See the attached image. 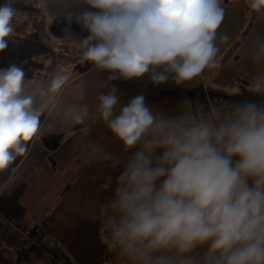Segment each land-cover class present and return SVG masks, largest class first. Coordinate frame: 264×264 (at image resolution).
<instances>
[{
	"label": "clouds",
	"instance_id": "9594fccd",
	"mask_svg": "<svg viewBox=\"0 0 264 264\" xmlns=\"http://www.w3.org/2000/svg\"><path fill=\"white\" fill-rule=\"evenodd\" d=\"M17 2L0 3V53L15 30ZM242 4L264 19V0ZM44 12L111 85L94 112L62 107L69 131L103 123L130 153L112 161L120 171L104 213L109 244L131 264H264V35L251 45V95L196 97L169 113L153 109L147 89L122 103L114 82L181 89L219 68L220 45L229 41L218 31L223 0H45ZM26 63L0 68V172L34 137L56 129L49 114L71 78L54 70L28 81Z\"/></svg>",
	"mask_w": 264,
	"mask_h": 264
},
{
	"label": "crops",
	"instance_id": "0c3cea01",
	"mask_svg": "<svg viewBox=\"0 0 264 264\" xmlns=\"http://www.w3.org/2000/svg\"><path fill=\"white\" fill-rule=\"evenodd\" d=\"M223 5L226 8V14L219 32L229 36V41L220 45L222 56L229 52L226 61L222 63L225 67L228 63H240V57L245 56V48L251 49V46L245 43L251 38V35H248L249 32H246L251 24H248L249 14L243 6L242 0H223ZM254 20L255 16H253L251 23H254ZM227 21L231 26L230 33H227V25H229ZM235 29L236 31L241 29V32L246 33L240 37ZM252 65L253 63L250 66ZM92 71L94 70L91 66L87 65L83 70L71 76L63 93L71 86L73 80L79 76L84 77L85 74ZM255 72V68L245 71L239 70L237 76H234L235 74L226 75L217 68L206 69L203 75L209 76L210 80L206 83L207 87L226 89L236 78L245 79ZM202 77L204 76L201 75L195 81L190 82L187 88L181 89L170 86H165L167 89L164 86L152 88L143 82L115 81L114 84L121 92L119 94H121L122 103H126L131 96L147 89V102L151 104L154 110L172 113L184 109V101H191L192 98L203 92L201 88ZM99 80L101 82L93 84L95 92L90 97L81 84V91L75 93L79 97L78 101L73 105H86L90 111L94 112L99 94L103 91H109L111 88V85L105 87L103 79L99 78ZM223 82L227 84H222ZM56 119L58 120L56 129L45 133H58L68 130L69 126L62 121V111L59 112ZM85 125L88 129L86 132L82 130ZM85 125L68 132L61 146L52 153L43 148L37 135L28 142L27 152L18 156L16 162L9 167L11 174L1 186L0 193L10 192L19 184H25L20 203L26 209V214L25 220L20 226L28 229L30 238L23 235L27 232L23 233L10 224L21 234L23 233L25 242H30L36 235L48 236L51 241L57 242L58 245L65 248L62 244L65 235H71V239H75L78 235L82 236V240L85 237H92L96 240V237L98 238V235L100 236L104 231L105 236H107L102 209L107 208L110 199L113 197L115 177L120 171L119 168L112 167V161L115 158L123 161L130 153L125 151L123 146L118 147V143L103 123L86 121ZM74 126L71 125V128ZM93 144L97 145L95 153L91 151ZM109 176L113 179L111 184L106 180ZM83 219H87V221L83 222ZM3 226L4 224H2ZM34 229L37 230V233L33 231ZM33 232L36 234L31 235ZM88 233L95 236H90ZM41 245L50 246V244ZM58 245L57 247L60 248L64 259L72 264ZM78 263L83 264L82 261Z\"/></svg>",
	"mask_w": 264,
	"mask_h": 264
},
{
	"label": "rangeland",
	"instance_id": "374dc122",
	"mask_svg": "<svg viewBox=\"0 0 264 264\" xmlns=\"http://www.w3.org/2000/svg\"><path fill=\"white\" fill-rule=\"evenodd\" d=\"M44 4L45 0H40V6L43 8V16L40 17V15L38 14V16H35L30 12L29 14L24 13V15L17 14L14 19L15 30L12 34L13 36H28L30 38L40 36L44 41H46V44L50 47L48 56H43L37 59L39 66H37L36 70L40 71V75L33 77L28 81L45 78L49 72H52L54 70L70 72L71 76H73L79 71L83 70L85 66L89 65L88 62L83 59L78 45H76L74 42H66L63 37L59 38L51 36L49 34V18L44 12ZM253 16L255 15H248V24L250 23L251 25L249 29L247 28L248 30L246 32H249L248 35H251V38H249L250 40L246 41L245 43L249 46L253 44L258 34L264 35V19L258 20L255 17L254 23H251ZM227 23L229 24L228 21ZM219 30H221V27ZM230 30L231 26L229 24L227 25V33H230ZM235 31L233 30V33H235ZM236 32L240 37H243V35L246 33L241 32V29L237 30ZM250 53L251 49L245 48V56L240 57V63L238 64L228 63L227 66L223 67L224 64L222 63L225 62L226 59L224 61L221 60L222 66L219 67V69L222 70L226 75L235 74L234 76H237L236 74L239 70L245 71L247 69L252 68H255L257 70L256 65L253 64L252 66H250L251 63H253ZM255 73L249 75V77H245V79L238 77L236 78V80L240 78L250 84L251 79L255 75ZM202 76L204 77L201 78V88L202 91L205 92V96L208 97L206 83L209 82L210 79L208 75L202 74ZM98 77L103 79V74L94 70L90 73L85 74L84 77L79 76L78 78L73 80V83L70 84L71 86L68 87L62 94L61 104L56 106V110L52 112V114L50 113L49 115H52L56 118L57 115H59V112L62 111L63 106L61 105L75 104L79 98L75 93L81 91V84L86 89L88 96H92L95 92L93 84L101 82ZM222 84L227 83L223 82ZM164 88L167 89V87L165 86ZM183 103L184 108L190 107L188 101H184ZM121 146L122 145L118 143V147ZM102 213H105V208L102 209ZM86 221L87 219H83V222ZM14 226L15 228H17V230L23 233L27 232L26 234H22L28 237L29 232L26 228H22L20 225ZM15 228L10 226V224L8 223L4 224V226L2 227V223L0 221V264H21V261L24 259L29 261V263L31 264L39 263L38 249L35 247L32 240L30 239V242H25L24 236ZM88 235L95 236L92 233H88ZM105 235L106 234L103 231L100 236L98 235L99 239L96 237V240H94L92 237H85L84 240H82V236L78 235L75 239H71V235H65V239L62 242L65 248H63L61 245H58L57 242L51 241L48 236L36 235L35 240L41 244H50V247L58 250L59 252H61V250L59 247H57V245L60 246L72 264H79L78 262L81 261L83 264H131V262L126 257L120 256L118 252L109 244L107 236Z\"/></svg>",
	"mask_w": 264,
	"mask_h": 264
},
{
	"label": "trees",
	"instance_id": "16d2710c",
	"mask_svg": "<svg viewBox=\"0 0 264 264\" xmlns=\"http://www.w3.org/2000/svg\"><path fill=\"white\" fill-rule=\"evenodd\" d=\"M0 3H3V0H0ZM15 7L18 9L17 14L24 15V13L29 14L31 12V14H34L35 16H43V8L40 6V0H18ZM48 29L51 36L59 38L63 37V24L53 23L49 20ZM73 30L80 33L79 28L75 25L73 26ZM80 35H84V33H80ZM49 50L50 47L40 36L30 38L28 36L16 37L12 35L9 37V47L5 50V52L0 53V68L7 67L13 62L19 64L22 61H27V63L23 65L26 72V79H32L33 77L40 75V71L36 70L37 66H39L37 59L43 56H48ZM222 57V60L224 61L228 57V52H226V54ZM248 85V82L239 78L226 89L207 87L208 97L226 100L238 91L242 92L245 96H248L251 95L248 91ZM229 89H231V92ZM205 95V92H200V95L197 97L201 101H204L206 98ZM79 128H81V125H75L70 131L66 130L58 133L43 132L38 135V140L47 152L52 153L61 146L68 132H72ZM50 159L53 160L51 157ZM10 174V169L0 172V188L6 182ZM24 190L25 184L21 183L10 192L0 193V221L2 224L8 223L20 225L24 222L26 209L20 203V197ZM33 231L36 232L37 230L34 229ZM34 232L31 233V235L37 233Z\"/></svg>",
	"mask_w": 264,
	"mask_h": 264
},
{
	"label": "built area",
	"instance_id": "2783aa9c",
	"mask_svg": "<svg viewBox=\"0 0 264 264\" xmlns=\"http://www.w3.org/2000/svg\"><path fill=\"white\" fill-rule=\"evenodd\" d=\"M30 238V233H28ZM32 242L35 247L38 249V259L39 263L34 264H70L67 260L64 259L62 252L50 247L44 246L38 243L35 238H32ZM21 264H31L27 260H22Z\"/></svg>",
	"mask_w": 264,
	"mask_h": 264
}]
</instances>
